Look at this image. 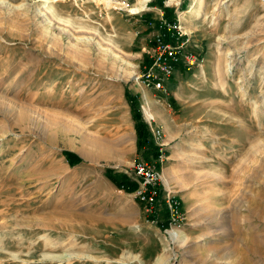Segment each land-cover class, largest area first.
Masks as SVG:
<instances>
[{"label":"rangeland","instance_id":"rangeland-1","mask_svg":"<svg viewBox=\"0 0 264 264\" xmlns=\"http://www.w3.org/2000/svg\"><path fill=\"white\" fill-rule=\"evenodd\" d=\"M177 1L180 12L193 0ZM141 12L0 0V264H152L166 252L164 211L155 223L104 175L130 173L137 159L182 202L185 239L167 264H264V0H203L185 16L184 51L202 61L163 90L139 77L157 11ZM125 91L140 115L145 96L161 152L150 133L135 151ZM96 136L118 144L120 162L81 156Z\"/></svg>","mask_w":264,"mask_h":264},{"label":"built area","instance_id":"built-area-1","mask_svg":"<svg viewBox=\"0 0 264 264\" xmlns=\"http://www.w3.org/2000/svg\"><path fill=\"white\" fill-rule=\"evenodd\" d=\"M111 5L117 9L127 11L129 2L127 0H110ZM109 4V5H110ZM138 14V13H136ZM183 36L185 39L180 40ZM187 43L186 33L182 30L179 20L167 21L160 15L156 26V33L152 38V45L143 51L149 59V64L143 68L144 72L139 76L145 87H152L156 90H163L165 82L172 76L176 66L182 64L189 68L197 64L198 57L191 52L184 51ZM143 104L140 105V112L143 122L147 126L152 141L157 143L161 152L162 131L153 116L150 114L148 103L143 95ZM147 111V116L145 112ZM160 161L162 156L159 155ZM130 181L137 184L136 190L132 193L135 199L143 206L144 212L154 216L160 209L165 212L166 220L161 225V234L166 246H172L170 232L179 231L185 223L186 216L180 210V201L175 192L165 187L162 180V172L153 164L137 159L132 164L130 173L125 174ZM155 223L159 220L153 219Z\"/></svg>","mask_w":264,"mask_h":264},{"label":"bare ground","instance_id":"bare-ground-1","mask_svg":"<svg viewBox=\"0 0 264 264\" xmlns=\"http://www.w3.org/2000/svg\"><path fill=\"white\" fill-rule=\"evenodd\" d=\"M53 1H55V0H53ZM148 1L149 0H135L134 3L132 5H130V6H128L126 9L131 14L140 13L141 11L146 9L147 6L145 4ZM104 2H106L107 4H110L108 0H106V1L104 0ZM177 2H178L177 0H166L165 1L166 5H176ZM191 4L192 5L187 10H183V11L178 12L179 13L178 14V18L180 16V21L181 22H184L185 16L192 15V14L194 16L199 15V12H200V10H201V8L203 6V0H193ZM58 121L59 120H56L55 123L53 124L54 129L56 128L57 131H59V132L61 131L63 133L67 132L66 131L67 129H65L63 127L64 125L62 126L63 123L58 122ZM86 142L93 149H91L90 152H82L81 153V156L84 157L85 159L94 160V158H102V159H105L106 161L117 160V162H120V161H118V159H119L118 156L121 155V154L118 152V149H117V145L118 144L116 142H112V141L108 140L107 138H101V137H97V136L93 137V138H90V139L87 138ZM170 234L172 236V241L174 243H178V242H180L182 240L184 241V239H185V235L182 234L179 231L178 232L177 231H172V232H170ZM213 234L214 235L217 234L215 232V230L213 231ZM164 251H166L167 253H168V251L171 252L170 246L169 247L166 246L164 248ZM166 252H163V253L159 254L154 259L152 264H167L170 261V259H171V255L167 254ZM132 258L138 264H144L143 259L139 255H135Z\"/></svg>","mask_w":264,"mask_h":264},{"label":"trees","instance_id":"trees-1","mask_svg":"<svg viewBox=\"0 0 264 264\" xmlns=\"http://www.w3.org/2000/svg\"><path fill=\"white\" fill-rule=\"evenodd\" d=\"M148 6H152L151 2L148 3ZM159 8L163 11V16H165V19L169 22H173L176 20L175 15L173 14L172 11H170L168 8L164 7L163 4L160 1ZM183 9V7H181ZM143 63H146V65L149 64V59L147 56L144 57ZM125 99L129 105L130 108V113H131V119L134 123V129L136 132L137 136V141H136V146H137V151L140 149L142 146L141 141H147L149 144V132L147 130V126L141 119V115L139 113L138 108L136 107V96H132L129 94L127 91L124 92ZM150 145V144H149ZM62 156H64L66 159L70 154L68 151H62L61 152ZM152 155L155 156L156 158L159 157V152L157 147H153V152ZM79 160V159H78ZM68 164H70V161L67 160ZM71 166V164H70ZM104 175L105 177L112 182V184L119 190L124 191L125 193H133L136 188L137 184L135 182H132L129 180V178L124 175L120 174L118 172H114L112 169H105L104 170ZM155 218V216H152ZM152 218V219H154Z\"/></svg>","mask_w":264,"mask_h":264},{"label":"crops","instance_id":"crops-1","mask_svg":"<svg viewBox=\"0 0 264 264\" xmlns=\"http://www.w3.org/2000/svg\"><path fill=\"white\" fill-rule=\"evenodd\" d=\"M160 1H161V3L163 4V2H164V7H166V8H168L170 11H172L173 12V14L175 15V17L179 20V22L181 23V21H180V16H179V18H178V9H180L179 7H178V5H180V2H177V4L176 5H166V3H165V1L164 0H149L145 5L148 7V9H150V10H152V11H157V12H155V14H154V17H152V16H149V18H151V19H154L153 20V23H152V30L153 31H151V32H153V34H152V38H153V36L155 35V33H156V26H157V24H158V20H159V18H160V15H163V11L159 8V5H160ZM151 2V5L152 6H148V3H150ZM146 7V8H147ZM180 7H183V5L182 6H180ZM174 9V10H173ZM183 10V9H182ZM142 13V12H141ZM141 15V14H140ZM139 15V16H140ZM143 17H148V16H143ZM164 18H165V16H163ZM186 33V32H185ZM186 36H187V43H186V46H188V43H189V37H188V34H186ZM183 39H185V36H183L180 40H183ZM185 46V47H186ZM200 54L201 53H197V55L198 56H200ZM202 61V59L200 58H198V63H200ZM197 63V64H198ZM185 67L182 65V64H179L178 66H176V68H175V70H174V72H173V74H172V78H175L176 77V75H177V73H180L181 71H183V70H185L184 69ZM189 68H186V70H188ZM129 111H130V108H129ZM132 124H133V132H132V137H133V139H134V141H135V151H137V146H136V141H137V136H136V132H135V129H134V123L132 122ZM151 140V139H150ZM141 144H142V146L140 147V149L141 148H145L146 146H148L149 144H150V142H149V144H148V142L147 141H141ZM151 145V144H150ZM68 152H70V154L71 155H69L68 157H67V159L63 156V159L65 160V162H66V164L69 166V167H74V166H77L80 162H81V158L77 155V154H75L74 152H72V151H69L68 150ZM79 159V160H78ZM67 160H69L70 161V164H71V166H70V164H68V162H67ZM180 207H181V209H182V202L180 201ZM165 213V212H164Z\"/></svg>","mask_w":264,"mask_h":264}]
</instances>
